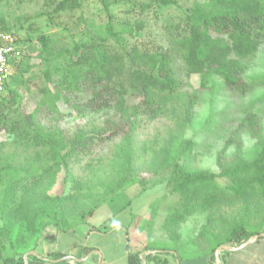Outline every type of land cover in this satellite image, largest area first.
I'll return each mask as SVG.
<instances>
[{
  "label": "rangeland",
  "instance_id": "374dc122",
  "mask_svg": "<svg viewBox=\"0 0 264 264\" xmlns=\"http://www.w3.org/2000/svg\"><path fill=\"white\" fill-rule=\"evenodd\" d=\"M59 1L0 0V28H10L18 34L16 38H24L26 33L32 36L42 33L51 49L50 55L38 54L39 46L33 42L24 50L30 54L31 69L24 77L27 82L19 88V98L13 108L22 114L28 127H32L35 121L70 135L81 127L90 131L113 114L109 110L97 113L82 111L80 106L79 110H73L58 100L55 106L59 114L37 111L45 97L57 96L53 89L58 83L54 72L65 64L64 57L68 56L72 45L79 38L92 35L94 27L105 25L110 17L114 23L126 19L141 22V29L128 38L130 42H136L150 51L173 50L171 67L179 84L177 94L189 95L192 104H186L190 113L188 118L179 100L168 104L162 116L139 118V126L130 141L132 161L129 171L116 159L117 150L123 144L122 135L107 133L95 138L88 152L60 166L46 192L51 198L67 194L73 197L64 208L61 207L62 210L46 209L38 218L36 231L24 230L17 233L18 237L26 242L40 236L39 250L45 246L64 247L62 234L54 235L62 232L54 227L58 223L68 229L62 233L80 227L79 231L83 234L82 238L79 236V241L87 249L83 257L87 264H93L95 260L99 264L100 256L103 257L101 264H127L126 246L131 254L141 252L138 259L146 252L165 259L166 264H177L178 258L172 256L175 253L181 264H205L199 258L193 260L197 252L192 251L195 238L203 226L223 229L224 225L227 227L245 220L251 229H261L264 224V201L259 203L258 208L245 211L238 202L230 206L220 205L218 213L214 208V212L197 211L186 216L176 231H166L165 221L174 211L178 196L168 193L167 179L171 168L162 162L163 156L167 152L171 155L176 148L175 143L180 141L192 144L188 159L191 167L214 174L219 171L218 157L230 160L239 153L247 162L256 158L260 148L251 132L249 120L254 117L261 133H264V45L252 56L241 60L246 89L237 93L229 90L210 70L186 75L182 51L176 41L185 34L186 11L193 0H175V4L167 7L137 0V3H150L142 10L137 7L139 4L133 8L125 0L115 4L108 0H82L74 10L52 14ZM126 10L133 13L127 15ZM29 24L33 26L30 29ZM142 98L141 91L130 94L125 109L130 111ZM16 142V138L0 131L5 159L11 158L0 162V246L5 247L2 256L11 254L9 240L16 237V230L22 224L16 217L15 208L21 192H14L12 197L6 188L26 173L44 168L40 160L34 159L36 149H26ZM28 160L31 161L29 168ZM216 182L219 186H228L225 179ZM108 185L117 188L115 195L104 193ZM94 249L97 250L96 255H92ZM69 263L85 264L74 260Z\"/></svg>",
  "mask_w": 264,
  "mask_h": 264
},
{
  "label": "trees",
  "instance_id": "16d2710c",
  "mask_svg": "<svg viewBox=\"0 0 264 264\" xmlns=\"http://www.w3.org/2000/svg\"><path fill=\"white\" fill-rule=\"evenodd\" d=\"M81 1L61 0L55 5L52 14L74 10L80 6ZM108 1L115 4L123 0ZM147 1L153 2L157 7L175 4V0ZM124 2L131 3L133 8L139 4L137 7L140 10L150 4L137 3V0ZM186 12L188 17L185 22V34L179 36L176 41L182 51L181 58L186 75L202 74L210 70L229 90L243 93L246 84L243 80L244 66L241 60L252 56L264 45V0H193ZM125 13L130 15L133 11L126 10ZM52 14L49 15L50 20ZM32 27V24H29L28 28ZM140 29L141 22L138 20L131 22L126 19L114 23L110 17L105 25L94 27L92 35L79 38L72 45L70 52L66 50L68 56L64 57L65 64L54 72L58 83L53 89L57 96L45 97L46 99L38 105L37 111L59 114L55 106L58 100L73 110H79L80 106V110L91 113L103 110L113 113L100 126L93 127L90 131L81 127L69 135L59 128L51 125L44 127L35 121L32 127H28L22 114L13 107L19 98V88L27 82L24 77L30 73V54L24 51L21 59L16 62L6 92L0 95V131L16 138V143L22 144L26 149H36L34 159L40 160L44 168L26 173L22 179L16 180L6 188L12 197L14 192H21L20 201L15 208L16 217L22 224L16 230V237L9 238L8 248L11 254L2 256L5 247L0 246V264H23V255L35 250L40 236L25 242L17 233L24 230L36 231L38 218L49 207L61 210L64 208L73 195L51 198L46 192L52 186L60 166L88 152L95 138L107 133L122 135L123 144H120L117 150L116 159L129 171L132 161L130 141L139 126V118L154 119L162 116L166 106L173 100L182 102L185 117H189L186 104L191 105L192 98L189 95L177 94L179 84L171 67L173 50L150 51L136 42H130L128 38ZM0 30L13 34L15 38L18 35L6 26ZM16 40L17 45L24 50L36 42L39 46L38 54L50 55L51 49L42 33L35 36L26 33L24 38L18 37ZM46 78L48 79V76ZM136 91H141L143 98L128 111L125 109L126 99ZM249 125L260 148L252 162H247L237 153L230 160L217 158V174L202 171L188 163L192 146L189 141L173 144L176 148L172 154L167 152L163 156L162 164L171 168L167 179L168 193L178 196L174 211L165 221L166 231H176L186 216L197 211L214 212V208L217 212L220 205L230 206L237 202L245 211L258 208L259 203L264 201V133H261L254 117H250ZM3 148L4 144L0 143V162L11 159H5ZM30 165L31 161L28 160L27 168ZM218 179H225L228 186H219L216 182ZM24 180L27 183H23ZM114 187L106 186L104 193L115 195L118 190ZM54 227L62 232L68 231L58 223L54 224ZM262 233L264 224L261 229L253 230L245 220L227 227L224 225L223 229L203 226L195 238V248L192 251L199 253H196L197 259L206 258L209 264H213L214 251L219 246L238 247L249 237ZM262 239L264 238H259ZM126 250L128 264H140L138 254L141 252L131 254L128 246ZM227 254L229 252L222 251L220 259ZM50 257L59 259L64 255L58 253L51 254ZM176 258L181 264L178 255ZM143 261L167 263L155 254L144 255Z\"/></svg>",
  "mask_w": 264,
  "mask_h": 264
},
{
  "label": "crops",
  "instance_id": "0c3cea01",
  "mask_svg": "<svg viewBox=\"0 0 264 264\" xmlns=\"http://www.w3.org/2000/svg\"><path fill=\"white\" fill-rule=\"evenodd\" d=\"M80 227L75 231H70L68 233H62L58 232L54 235H57L59 233L62 234L63 241H64V247H55L51 248V246H45L42 247L41 250H39L37 247L35 248L34 252L36 253V256H29L27 258L28 264H61L68 262L70 260L61 262V263H52V261L61 260L65 257H73L76 259L78 263H85L87 264V260L83 259L84 255L87 253L86 247L82 245L79 236L82 238L83 232L79 231ZM90 231V230H89ZM77 238H79L77 240ZM40 252H39V251ZM74 252V253H73ZM127 252V250H126ZM63 254L64 257L59 259H53L50 257L51 254ZM73 253V254H72ZM233 253V254H231ZM97 254V250L94 249L92 251V255ZM47 259L48 261H45ZM203 263L209 264L208 260L206 258H199ZM140 264H147L143 261V258H140ZM193 260H197L196 255L193 257ZM103 261V257L100 256L99 264ZM221 264H264V239L262 240H256L255 242L248 245L246 248L236 251V252H229V254L223 256V258L220 259ZM96 260L93 264H96ZM149 264H156L153 261H148ZM179 263V262H178ZM71 264V263H69ZM127 264H128V258H127Z\"/></svg>",
  "mask_w": 264,
  "mask_h": 264
},
{
  "label": "built area",
  "instance_id": "2783aa9c",
  "mask_svg": "<svg viewBox=\"0 0 264 264\" xmlns=\"http://www.w3.org/2000/svg\"><path fill=\"white\" fill-rule=\"evenodd\" d=\"M13 34L0 30V95L6 92L14 66L24 54Z\"/></svg>",
  "mask_w": 264,
  "mask_h": 264
},
{
  "label": "water",
  "instance_id": "95a60500",
  "mask_svg": "<svg viewBox=\"0 0 264 264\" xmlns=\"http://www.w3.org/2000/svg\"><path fill=\"white\" fill-rule=\"evenodd\" d=\"M259 238H264V233L262 234H258V235H253L251 237H249V239L243 243L242 245L238 246V247H231V246H227V245H221L219 246L215 251H214V262L213 264H221V261H220V253L222 251H226V252H236V251H240L244 248H246L248 245H250L251 243L255 242L256 240H258ZM147 253L144 252L142 254H140V258H143L144 255H146ZM172 255H174L176 257V254L175 253H172ZM29 256H36V253L34 251H30V252H27L26 254L23 255V264H28L27 262V258ZM67 260H74V261H77L76 259H74L73 257H65L61 260H57V261H52V263H61V262H64V261H67ZM45 261H48L47 259H45ZM177 264L178 261H176Z\"/></svg>",
  "mask_w": 264,
  "mask_h": 264
}]
</instances>
